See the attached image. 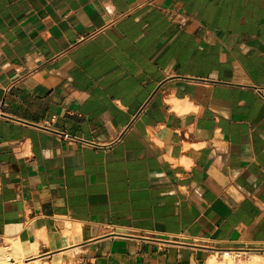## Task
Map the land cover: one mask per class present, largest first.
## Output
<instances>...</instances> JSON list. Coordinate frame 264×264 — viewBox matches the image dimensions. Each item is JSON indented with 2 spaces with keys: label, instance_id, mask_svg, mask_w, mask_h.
I'll return each mask as SVG.
<instances>
[{
  "label": "crops",
  "instance_id": "1",
  "mask_svg": "<svg viewBox=\"0 0 264 264\" xmlns=\"http://www.w3.org/2000/svg\"><path fill=\"white\" fill-rule=\"evenodd\" d=\"M12 243L47 264L264 255V0H0Z\"/></svg>",
  "mask_w": 264,
  "mask_h": 264
},
{
  "label": "bare ground",
  "instance_id": "2",
  "mask_svg": "<svg viewBox=\"0 0 264 264\" xmlns=\"http://www.w3.org/2000/svg\"><path fill=\"white\" fill-rule=\"evenodd\" d=\"M5 249H7V251H5ZM242 253L243 252H241V254ZM238 254L239 253L237 252H232V253H228L225 256L221 255V259L219 261H217L216 257L213 256L209 260V264H243L241 261H233L234 260L233 255L237 256ZM22 255H23V249L17 244L12 243L8 246H5L4 248L0 247V264H6L5 261L8 260L10 256L19 257ZM250 261L251 262L247 264H264L263 258H261L258 255H252ZM11 264H14V263H11ZM23 264H40V263L38 262V260H33V261L23 263Z\"/></svg>",
  "mask_w": 264,
  "mask_h": 264
},
{
  "label": "rangeland",
  "instance_id": "3",
  "mask_svg": "<svg viewBox=\"0 0 264 264\" xmlns=\"http://www.w3.org/2000/svg\"><path fill=\"white\" fill-rule=\"evenodd\" d=\"M5 251H7V249H5ZM252 255H260L262 257H264V255L262 254H257V253H247V254H241L239 253L237 256L233 255L234 257V260L233 261H241L243 264H247V263H250L251 261V256ZM22 256H10V258L8 260L5 261L6 264H11V263H14V264H23V263H27V262H30V261H33V260H38V259H29V260H24V258H22ZM264 260V259H263ZM247 261V262H246ZM38 262L40 264H47L45 263V261H42V260H38Z\"/></svg>",
  "mask_w": 264,
  "mask_h": 264
},
{
  "label": "built area",
  "instance_id": "4",
  "mask_svg": "<svg viewBox=\"0 0 264 264\" xmlns=\"http://www.w3.org/2000/svg\"><path fill=\"white\" fill-rule=\"evenodd\" d=\"M64 137H66V138H68V139H72L71 137H69V136H67V135H65L64 134ZM232 252H234V251H232V250H221L220 251V255H227L228 253H232Z\"/></svg>",
  "mask_w": 264,
  "mask_h": 264
}]
</instances>
